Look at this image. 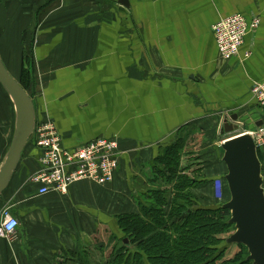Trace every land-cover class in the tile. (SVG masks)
<instances>
[{
	"label": "crops",
	"instance_id": "obj_1",
	"mask_svg": "<svg viewBox=\"0 0 264 264\" xmlns=\"http://www.w3.org/2000/svg\"><path fill=\"white\" fill-rule=\"evenodd\" d=\"M232 15L258 17L260 26L226 63L212 27ZM23 49L31 50L36 122L52 119L72 150L117 138L121 155L112 184L79 182L67 195L43 197L38 185L28 183L41 169L31 139L0 197V215L10 207L19 220L14 236L0 237V264H111L116 240L125 235L118 227L113 231L117 217L141 214L153 202L154 190L149 194L144 185L154 183L149 180L164 149L181 137L188 140L196 127L204 142L201 138L196 162L186 150L183 167L191 177L211 170L221 181L227 168L219 140L226 133L219 129L226 112L257 110L244 121H264V109L251 93L255 83L264 82V0L0 3V56L18 81L26 74ZM12 104L0 88V167L14 137ZM262 156L264 164V151Z\"/></svg>",
	"mask_w": 264,
	"mask_h": 264
},
{
	"label": "water",
	"instance_id": "obj_2",
	"mask_svg": "<svg viewBox=\"0 0 264 264\" xmlns=\"http://www.w3.org/2000/svg\"><path fill=\"white\" fill-rule=\"evenodd\" d=\"M121 4L128 6L126 1H121ZM1 59L0 56V84L13 102L16 120L10 149L0 167V197L9 187L37 123L32 97L10 74ZM255 114H259V111H242L232 115L231 120L236 122L243 116L249 120ZM263 125L264 121L256 123L257 127ZM237 130V125L227 123L224 131L231 136L221 144L222 161L228 171L225 180L230 193V200L221 208L230 211L228 224L234 227V233L226 239V244L244 246L249 254L247 261L264 264L263 164L254 139L250 135H238ZM125 243L129 246L127 239Z\"/></svg>",
	"mask_w": 264,
	"mask_h": 264
},
{
	"label": "built area",
	"instance_id": "obj_3",
	"mask_svg": "<svg viewBox=\"0 0 264 264\" xmlns=\"http://www.w3.org/2000/svg\"><path fill=\"white\" fill-rule=\"evenodd\" d=\"M259 25L258 18L248 21L241 15L218 21L212 31L220 57L229 61L235 58L247 34L255 31ZM251 93L258 105L264 109V82L255 83ZM245 123L244 120L238 122L240 127ZM242 128V132L237 131L238 135H250L258 151L264 148V125ZM56 130L52 123H37L33 135H37L35 145L40 151L41 166L33 175V180L40 185V195L44 197L51 192L66 194L72 183L81 180L97 184L114 181L119 159L115 156L116 145L111 140L99 138L84 147L68 151L62 148L61 138ZM17 227L19 220L12 215L11 208L6 207L1 214L0 237L11 238L15 235Z\"/></svg>",
	"mask_w": 264,
	"mask_h": 264
},
{
	"label": "trees",
	"instance_id": "obj_4",
	"mask_svg": "<svg viewBox=\"0 0 264 264\" xmlns=\"http://www.w3.org/2000/svg\"><path fill=\"white\" fill-rule=\"evenodd\" d=\"M18 82L28 92L23 79ZM251 125H253V123H247V126L252 127ZM187 143V137H181L176 144L164 149L162 154L156 159V164H160L158 169L160 171L159 175H168L167 179L169 181L170 179L173 182L176 180L178 191H183L184 193L187 189L190 190L195 185V183H193V177L186 174L187 168H183L182 166V159L185 154H188L186 151ZM259 158L262 162L263 158L261 154H259ZM168 194L169 192L166 190H154L153 193L150 194L153 202L144 205V212L147 210V213L149 214L147 215L148 219L150 218V213L152 214L157 210L153 205L157 197H159L157 204L161 202L165 206L169 203L170 196H168ZM176 196L183 197L186 202L189 200L191 201V196L189 195L184 194V196H181L180 194H177ZM170 198V201H172L174 197L172 198L171 195ZM222 205L215 209L199 207L194 211L187 210L185 214L186 220L182 219L181 221H178L181 224L176 232L178 237H162V239L159 237L157 238V241L154 240L151 243L141 241L140 247H143L144 249L140 251V253L135 252L134 254L133 252H130V246L126 245L125 239H123L122 248L127 252L129 258L124 264H129L131 257L134 259L133 261L131 259L130 264H253L252 262L247 261L249 256L248 250L242 245L238 246L242 248L239 249L236 256L231 260L226 261L224 259L226 251L220 249L219 245L224 241L226 243V239L219 236L233 226L228 224V219H230L231 216L230 211H228V209H222ZM144 212L141 214L123 216L124 220H122L126 225H121V230H126V234H131L134 233L138 227H145L143 221L139 220L144 216ZM122 220L121 224L123 223ZM133 220L138 222V224H133ZM140 232L141 230L139 233ZM131 238L134 239L135 237ZM127 239L130 240V238ZM226 245L228 246V244Z\"/></svg>",
	"mask_w": 264,
	"mask_h": 264
},
{
	"label": "rangeland",
	"instance_id": "obj_5",
	"mask_svg": "<svg viewBox=\"0 0 264 264\" xmlns=\"http://www.w3.org/2000/svg\"><path fill=\"white\" fill-rule=\"evenodd\" d=\"M8 1H10V0L0 1V3H3L4 4V3H7ZM232 16H234V15H232ZM255 18H258V17H255ZM224 19H226V18H224ZM253 19L254 18H252L251 20H253ZM251 20H248V21H251ZM259 26H258V28H259ZM24 43H25V38H24V35H23V39H22V45L23 46H24ZM244 44H245V40H244L243 45ZM243 45H241L240 50H241V48H242ZM22 54H23L24 63L27 64L26 69H25V73L26 74H24V76H23L22 79H23V82L25 84V87L28 90V94L32 97V95H33L32 87L35 89V84L32 83L33 85H31V82L29 80L30 74H31V73L29 74V72L31 71V68H32L31 60H30L31 59V50L30 49H28V50L27 49H23L22 50ZM238 55H239V53L236 55V57ZM24 56H25V58H24ZM245 56L246 57H249L250 56V53H247ZM221 60L224 61V62H226V63L230 62L229 60H223L222 58H221ZM0 88H1L2 95H4L5 97H7V96L9 97V95L7 94V92L5 91V89L2 88V85H1ZM9 100L11 101V103H13L10 97H9ZM234 114H237V113L226 112V114L224 115L226 117L225 123L223 122L221 124L220 129H219V132H222V131L224 132L225 126L229 122L234 123L235 125L238 126V130H237L238 132L239 131L240 132L243 131V128L242 127H244L245 129L249 128V126H247L246 123H245L244 126H241V127L238 124V122H242L245 119V116H243L240 119H238V121L233 122L231 120V116L234 115ZM254 116L255 115H251L249 117V120L252 119V118H254ZM43 122L44 123H52L53 125H55L54 121L52 119H50V118H46L44 121H39L38 123L40 125ZM252 122H254V121L252 120ZM255 123L252 125V127L253 126L257 127ZM36 126H37V123H36ZM55 128H56V125H55ZM191 129H193V130H191ZM191 129H190V133L187 134V135H189L188 136L189 138L187 140L188 143L186 145L188 146L187 147V150L188 151H191L190 152L191 153V155H190L191 156V160L192 161L194 160V162H196L197 159H198L197 150H200L201 138L203 137V135L200 134L201 131L199 129H197L196 127H194V128L191 127ZM56 131L58 132V135L61 138V141L60 142H61L62 148L66 149L68 151H70V150L72 151V149L65 148V146L63 145V142H62L63 141L62 140V137H61L58 129ZM182 133L183 134H186L188 132L186 130H184V132H182ZM243 135H246V134H243ZM181 136L182 135H180V137ZM223 136H225V137L223 138ZM230 136H231V134H223V135H221L219 141L222 144L223 141L225 139L229 138ZM221 138H223V139L221 140ZM32 139L34 140V143H35L36 140H37V135L33 136ZM107 139L111 140V142L114 145H116V151H115V153L116 152L117 153H116L115 156L119 159V164H120L121 148H120L119 140H117V138H107ZM202 142H204V139L202 140ZM114 145H112V146H114ZM84 146H86V145H83V146H80V147H84ZM80 147L74 148L73 150L78 149ZM263 151H264V148L259 149V152L258 153L262 155V152ZM4 158H6V157H4ZM262 158H263V156H262ZM3 161H2V163H3ZM39 164H40V160H39ZM195 165H197V164H194V168H198V169H195V170H199L200 169L199 168V165L198 166H195ZM159 166H160V164L159 163L156 164V162H155V166H154V168H155L154 176H153V178L151 180H149V181H154V183L151 184V185H149V186L148 185H144V186L146 187V190L147 191L149 189H151L150 191H148L149 194L151 193L152 190H155V191H158V190H163L164 191V190H166V191L169 192L168 196L171 197V195H172V198L173 197L174 198L172 199V201H170L171 198L169 197V203H167L164 206V204H162L161 202H159L157 204V201L159 199V197H157L155 203L153 204L154 207L157 208V210L154 211V213H152V214L150 213V218L149 219H148V216H147V215H149L147 213V210H145V212H144V208H143L142 209V213L144 212V216L141 217L139 220H142L143 221V223L145 224V227H143V226L138 227L136 229V231L135 232L133 231L134 233H131V234H126L127 233L126 230H123L122 229V231L126 235H124L121 240H116L117 241L115 243L116 246H114V251H112L113 256L110 257V258H113V262L111 264H124L125 261L127 259H129L127 252H125L124 251V248H122L123 247V245H122V240L123 239L126 240L127 238H130V240L127 239L128 244L130 246V248H129L130 249V252H133L134 254H135V252H137V253L139 252L140 253V251H142L144 249L143 247H140V242L141 241H146L145 243H148V242L151 243L154 240L157 241L158 240L157 238H159V237H161V239H162V237H172V236L173 237H178L177 236L178 234L176 232H177V230L180 227L179 225H181L178 221H181L182 219H185V214H186V211L187 210H193L194 211V210L198 209L200 207V205H202L204 203L203 201H205V203L203 204L205 206L202 205V207H200V208L205 207L206 209H209V208H212V209L214 208L215 209V208L219 207L220 205H222L224 203H227L230 200V193L228 192L229 190H228V186H227V181L225 179L224 180H221V181H220V179H216V178L213 179L211 177L212 176L211 170L208 172V175H205L204 174V177H199V175H201V174H197V175L194 174V175H192V177H193V183H195V185L190 190L187 189L185 191V193H184L183 191L182 192H179L178 191L176 180H175V182H173L171 179L169 181L167 179L168 178V175L167 176H161V175H159L160 174V171L158 170L159 169ZM182 166H183V164H182ZM208 166H209L208 168H210V169H213V167H214L211 163H209ZM118 171H119V168L117 167V170L115 171L116 174H118ZM227 173H228V171H227ZM116 174H115V177H114V181H115V178H116ZM186 174L187 175H191V172L187 171ZM205 176H207V177H205ZM114 181H110V182L104 183V184H101V183H98V184L97 183H94V184H96L98 186L105 187L107 185L112 184ZM79 182H85V183L86 182H89L90 183L91 181L81 180V181H78L76 183H79ZM28 183H30V184H36L40 188V185L33 180V175H30L29 176ZM76 183H72V185H75ZM72 185H70V187L68 189V192H69V190H70V188H71ZM38 192H39V190H38ZM68 192L66 194H62V193H58V192H54V193L55 194H61V195H67ZM211 193H212V196L213 197L211 196ZM177 194H180L181 196H184V194L189 195V196H191V201L189 200V201L186 202V201H184V198L183 197H177L176 196ZM226 195L229 198V200L227 202H225L226 199H224V197ZM168 196H166V197H168ZM142 201H143V199H142ZM144 203H146L145 202V199H144ZM149 204H150V202H149ZM180 205H182V206H180ZM1 214H2V212H1ZM123 216H126V215H122V216H118L117 217V222H118L117 224L118 225L115 226L114 227V230H113L115 233L117 232L116 231V228L117 227L121 230V225H126V224H124V221H123L124 218H123ZM121 220L123 221L122 224H121ZM0 222H1V215H0ZM133 224H138V222H136L135 220H133ZM140 230H141V232L139 233ZM232 233H234V227H231L227 231H224V233L222 235H220L219 237H222L223 239H227V238H229L232 235ZM131 237H135V238L133 239ZM3 238H6V237H3ZM6 239L9 240V238H6ZM219 247H220V249H223V250L226 251L225 252V256H224V259L226 261L227 260H231L234 256H236V253L239 251L240 248H242V247H238L236 245H230L228 247L226 245L225 241L222 242L219 245ZM131 259L133 261L134 258L133 257L130 258L129 264L131 262Z\"/></svg>",
	"mask_w": 264,
	"mask_h": 264
},
{
	"label": "bare ground",
	"instance_id": "obj_6",
	"mask_svg": "<svg viewBox=\"0 0 264 264\" xmlns=\"http://www.w3.org/2000/svg\"><path fill=\"white\" fill-rule=\"evenodd\" d=\"M5 161V160H4Z\"/></svg>",
	"mask_w": 264,
	"mask_h": 264
}]
</instances>
